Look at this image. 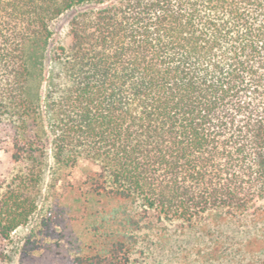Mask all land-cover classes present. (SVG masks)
<instances>
[{"label":"trees","instance_id":"trees-1","mask_svg":"<svg viewBox=\"0 0 264 264\" xmlns=\"http://www.w3.org/2000/svg\"><path fill=\"white\" fill-rule=\"evenodd\" d=\"M0 136L29 168L0 203L4 238L50 153L56 174L86 163L71 264H132L152 213L249 215L247 264H264V0H0Z\"/></svg>","mask_w":264,"mask_h":264},{"label":"rangeland","instance_id":"rangeland-1","mask_svg":"<svg viewBox=\"0 0 264 264\" xmlns=\"http://www.w3.org/2000/svg\"><path fill=\"white\" fill-rule=\"evenodd\" d=\"M67 12L52 22L50 47L69 41ZM11 140L0 136V203L21 178L28 176L27 165L14 163ZM80 163L66 172H55L48 154L41 181L37 186L25 179L23 196L27 206L36 203L28 219L4 238L0 235V264H71L79 244L86 237L82 204L75 190L85 189ZM54 180V178H56ZM264 204V198L257 199ZM261 231L251 216H206L192 221L151 214L139 232L131 254L132 264H247L251 253L248 240Z\"/></svg>","mask_w":264,"mask_h":264}]
</instances>
